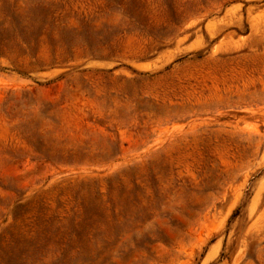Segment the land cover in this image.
Segmentation results:
<instances>
[{"label":"rangeland","instance_id":"1","mask_svg":"<svg viewBox=\"0 0 264 264\" xmlns=\"http://www.w3.org/2000/svg\"><path fill=\"white\" fill-rule=\"evenodd\" d=\"M0 264H264V0H0Z\"/></svg>","mask_w":264,"mask_h":264}]
</instances>
